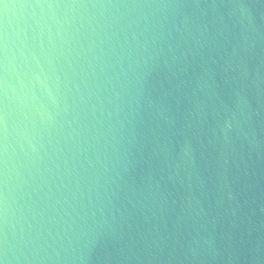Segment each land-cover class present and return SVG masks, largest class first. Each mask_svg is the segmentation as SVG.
Returning a JSON list of instances; mask_svg holds the SVG:
<instances>
[{"label":"water","instance_id":"water-1","mask_svg":"<svg viewBox=\"0 0 264 264\" xmlns=\"http://www.w3.org/2000/svg\"><path fill=\"white\" fill-rule=\"evenodd\" d=\"M2 264H264V0H0Z\"/></svg>","mask_w":264,"mask_h":264},{"label":"clouds","instance_id":"clouds-1","mask_svg":"<svg viewBox=\"0 0 264 264\" xmlns=\"http://www.w3.org/2000/svg\"><path fill=\"white\" fill-rule=\"evenodd\" d=\"M0 264H2V262H0Z\"/></svg>","mask_w":264,"mask_h":264}]
</instances>
